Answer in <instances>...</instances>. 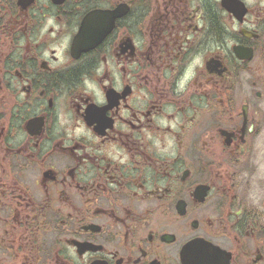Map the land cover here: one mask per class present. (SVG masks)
Wrapping results in <instances>:
<instances>
[{
	"label": "flooded vegetation",
	"instance_id": "1",
	"mask_svg": "<svg viewBox=\"0 0 264 264\" xmlns=\"http://www.w3.org/2000/svg\"><path fill=\"white\" fill-rule=\"evenodd\" d=\"M0 264H264V0H0Z\"/></svg>",
	"mask_w": 264,
	"mask_h": 264
}]
</instances>
